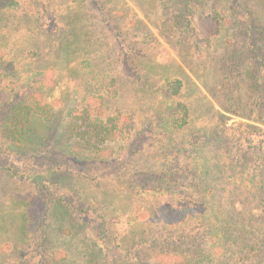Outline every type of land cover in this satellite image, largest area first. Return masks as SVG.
<instances>
[{
    "label": "rangeland",
    "instance_id": "1",
    "mask_svg": "<svg viewBox=\"0 0 264 264\" xmlns=\"http://www.w3.org/2000/svg\"><path fill=\"white\" fill-rule=\"evenodd\" d=\"M80 1L86 5V26L77 24L73 39L96 44L94 53L120 71L118 104L132 113L136 128L127 151L112 144L115 162L93 169L69 163L71 172L56 178L70 218L50 220V247L68 254L66 264H88L96 242L110 238L108 264L115 256L122 258L120 264H160V251L180 254L183 261L178 264H264V200L260 210L252 200L254 191L244 186L237 190L230 179L231 164L222 174L212 171L206 182L202 180L203 187L189 165L201 158L215 166L219 156L234 151L257 157L246 131L254 123L252 111L264 105V0H108V5L106 0ZM214 13L226 19L236 13L241 22H227L209 42L193 34L194 27L209 30L203 18ZM187 19L191 31L179 33ZM154 62L157 66L150 70ZM170 79H180L183 85L178 95L168 98L162 86ZM177 102L188 106L190 118L186 126L173 129L166 113ZM75 103L74 97L68 110ZM68 110H55L57 122ZM45 122L31 119L35 139L45 132ZM202 135L204 141H193ZM166 157H171L163 162L169 166L168 181L158 164ZM158 181L165 184L164 193L152 190ZM35 193L33 184L0 172V264L3 247L17 243L28 200ZM160 204L189 206L187 220L176 225L162 221L157 214ZM39 207L41 203L34 211ZM242 207L256 215L244 229L238 225ZM73 219L80 224L72 226ZM229 234L239 237L238 243L225 240Z\"/></svg>",
    "mask_w": 264,
    "mask_h": 264
},
{
    "label": "trees",
    "instance_id": "2",
    "mask_svg": "<svg viewBox=\"0 0 264 264\" xmlns=\"http://www.w3.org/2000/svg\"><path fill=\"white\" fill-rule=\"evenodd\" d=\"M106 1L108 5L109 1ZM97 3L100 1L97 0ZM99 6L101 10L105 7L103 4ZM85 11L86 5H82L80 0H0V121H4L0 123V156L6 160L0 162V172L33 184L36 191L30 198L32 200H28L16 245L8 243L3 247L4 264H66L68 254L62 249L50 247V220L58 219L61 223L70 218L67 199L57 191L62 186L61 181L56 178L71 172L69 163L93 169L105 162H115L112 144H121L125 152L132 141L135 118L118 104L120 89L117 76L120 71H116L113 62L100 59L94 53L96 44L88 41L78 43L73 39L77 24L86 26ZM235 17L232 15L226 19L225 15L214 13L212 18H203L209 23V30L203 27L197 31L194 27L193 34L209 42L221 31V27L228 26L227 22L233 21V25L237 26L241 21ZM211 23L217 27L213 28ZM191 27L192 21L187 19L186 25L178 31L189 32ZM156 66L155 62L151 63L150 70ZM146 85L148 89L151 87L149 83ZM182 85L180 79L167 80L162 86L163 92L171 98L181 92ZM58 87L61 90L54 96ZM71 90L76 92L74 96L68 93ZM74 97L76 103L68 110ZM256 107L252 111L254 123H249V131H246L255 144L253 151L257 153L256 159L252 153L234 151L232 156H219L215 166H210L205 163L206 159L201 158L189 165L202 187L212 171L222 174L227 164L233 165L230 179L237 184V190L244 186L254 191L252 200L261 210L264 200V105ZM57 108L62 114L68 110L62 122H57ZM34 116L46 121L45 132L38 139L33 136L34 126H29ZM189 118V108L183 102L170 106L166 113V123L173 129L186 126ZM204 138L205 135L198 136L193 141H204ZM178 147L180 151L184 149L181 145ZM170 158H163L164 161L158 163L167 181L169 166L163 162L168 163ZM221 162L224 165L220 166ZM195 187L199 188L200 184ZM152 190L164 193L165 184L158 181ZM237 190L235 195L239 194ZM42 197L46 199L44 202H41ZM40 203L41 207L34 211ZM0 208H3L1 200ZM188 208L181 204H160L157 214L162 221L176 225L188 217ZM174 210L177 212L169 213ZM238 212L239 228L250 226L256 216H253L252 209L242 207ZM70 224L78 226L80 221L73 219ZM250 231L249 227L245 234H250ZM224 239L238 243L239 237L229 234ZM110 242L111 238L110 241L96 242L88 264H108ZM243 242L244 239L240 244ZM117 244L121 247L120 242ZM125 244L129 247L128 243ZM156 256L160 264L183 261L180 254L173 252L160 251ZM121 259L115 256L111 263L120 264ZM133 259L131 256L129 260L135 262Z\"/></svg>",
    "mask_w": 264,
    "mask_h": 264
}]
</instances>
